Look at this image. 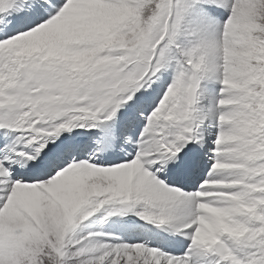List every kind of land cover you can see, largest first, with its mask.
I'll return each mask as SVG.
<instances>
[{
  "label": "snow or ice",
  "instance_id": "1",
  "mask_svg": "<svg viewBox=\"0 0 264 264\" xmlns=\"http://www.w3.org/2000/svg\"><path fill=\"white\" fill-rule=\"evenodd\" d=\"M0 264H264V0H0Z\"/></svg>",
  "mask_w": 264,
  "mask_h": 264
}]
</instances>
